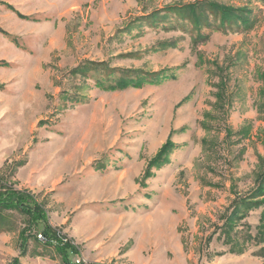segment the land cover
<instances>
[{"label": "rangeland", "instance_id": "rangeland-1", "mask_svg": "<svg viewBox=\"0 0 264 264\" xmlns=\"http://www.w3.org/2000/svg\"><path fill=\"white\" fill-rule=\"evenodd\" d=\"M263 171L264 0H0V264H264Z\"/></svg>", "mask_w": 264, "mask_h": 264}, {"label": "trees", "instance_id": "trees-1", "mask_svg": "<svg viewBox=\"0 0 264 264\" xmlns=\"http://www.w3.org/2000/svg\"><path fill=\"white\" fill-rule=\"evenodd\" d=\"M209 8L208 11L210 12H216L217 16L224 17V14L227 16L231 15L230 12H228V9L222 5L215 4L213 2H208ZM193 6L190 7L192 10ZM200 14L191 13L189 17L181 16L182 20L187 21L189 23H193L199 28L204 26L205 21H202L200 19ZM234 15V14H232ZM220 17V19H221ZM223 20V19H222ZM224 21V20H223ZM243 23H245L243 21ZM118 87V88H124V79H120V81H116L114 85H110ZM114 89V88H113ZM168 144H166L160 151V153L154 158L151 162V165H155L157 163H160L162 161L163 156L167 153ZM4 184V183H3ZM0 180V207H3L5 209H17L21 211L22 213L28 215L31 219L32 225H35V227L43 232V235L46 237V241L48 243H53L55 239H57V236L53 231H51L50 227L47 226V219L46 214L44 211V208L29 194H26L21 191H17L13 188H7L6 185H3ZM253 197L250 198L249 203H252V200H257L258 198H264V171L259 175L258 177V183L257 188L255 192L252 195ZM264 201V199H263ZM261 201V202H263ZM263 220V217H262ZM25 232L23 231L21 233V247L24 248L23 252H25V245L27 244V240L25 239ZM59 254L61 257H64V263L65 264H72L70 262L69 254L71 252V249L69 247H62L59 244L56 245ZM72 253V252H71ZM19 260H15V264H19Z\"/></svg>", "mask_w": 264, "mask_h": 264}, {"label": "built area", "instance_id": "built-area-1", "mask_svg": "<svg viewBox=\"0 0 264 264\" xmlns=\"http://www.w3.org/2000/svg\"><path fill=\"white\" fill-rule=\"evenodd\" d=\"M38 238H39V239H41V240H44V241H46V238H45V236H44V235H39V236H38Z\"/></svg>", "mask_w": 264, "mask_h": 264}]
</instances>
